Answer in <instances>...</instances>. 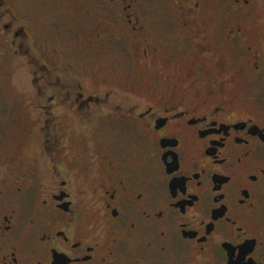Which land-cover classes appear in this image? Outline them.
I'll use <instances>...</instances> for the list:
<instances>
[{"label":"flooded vegetation","instance_id":"flooded-vegetation-1","mask_svg":"<svg viewBox=\"0 0 264 264\" xmlns=\"http://www.w3.org/2000/svg\"><path fill=\"white\" fill-rule=\"evenodd\" d=\"M60 1L134 76L97 58L82 80L0 0V63L28 78L0 141V264H264V0Z\"/></svg>","mask_w":264,"mask_h":264},{"label":"rangeland","instance_id":"rangeland-1","mask_svg":"<svg viewBox=\"0 0 264 264\" xmlns=\"http://www.w3.org/2000/svg\"><path fill=\"white\" fill-rule=\"evenodd\" d=\"M17 7L31 17L40 36L39 45L47 48L49 52L55 51L59 66L71 65L79 73L84 75V81L89 82L90 66L93 60L103 65L101 61L107 60V67L100 70L110 78L117 81H128L134 76V69L127 68L128 61L124 56H97L86 44L83 35L76 39L68 34L67 28H73L75 15L67 14L66 5L62 6L60 0H12ZM72 11V10H70ZM73 12V11H72ZM26 15V16H27ZM81 21V20H80ZM77 30H80L78 27ZM83 32V31H81ZM53 54V53H51ZM102 59V60H101ZM27 75L18 63L7 66L0 63V141L10 139L15 136L20 129L24 128V117L22 116L21 99L14 94L12 88L26 87ZM89 86L90 84L87 83Z\"/></svg>","mask_w":264,"mask_h":264}]
</instances>
